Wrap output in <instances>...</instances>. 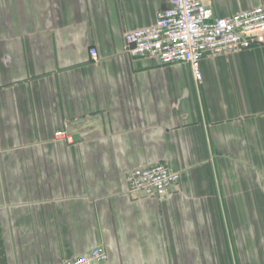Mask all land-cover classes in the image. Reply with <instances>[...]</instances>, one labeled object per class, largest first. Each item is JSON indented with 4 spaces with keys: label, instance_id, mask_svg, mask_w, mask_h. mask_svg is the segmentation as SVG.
<instances>
[{
    "label": "crops",
    "instance_id": "0c3cea01",
    "mask_svg": "<svg viewBox=\"0 0 264 264\" xmlns=\"http://www.w3.org/2000/svg\"><path fill=\"white\" fill-rule=\"evenodd\" d=\"M168 1L0 0V264H264V46L203 58L198 82L129 57ZM155 164L178 187L132 197Z\"/></svg>",
    "mask_w": 264,
    "mask_h": 264
},
{
    "label": "built area",
    "instance_id": "2783aa9c",
    "mask_svg": "<svg viewBox=\"0 0 264 264\" xmlns=\"http://www.w3.org/2000/svg\"><path fill=\"white\" fill-rule=\"evenodd\" d=\"M123 42L131 58L154 60L162 66L187 64L198 82L203 58L264 46V6L217 17L205 0H169L166 9L156 12L152 25L125 32ZM89 54L92 61L98 60L96 50ZM179 178L165 164H155L131 170L126 183L132 197L145 193L159 199L178 187ZM58 264H107V255L98 246Z\"/></svg>",
    "mask_w": 264,
    "mask_h": 264
}]
</instances>
